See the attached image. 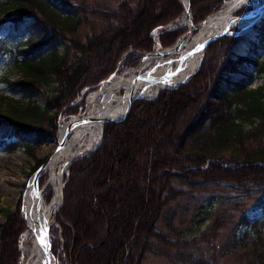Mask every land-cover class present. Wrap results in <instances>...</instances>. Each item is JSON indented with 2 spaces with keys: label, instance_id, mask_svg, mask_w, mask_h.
<instances>
[{
  "label": "trees",
  "instance_id": "1",
  "mask_svg": "<svg viewBox=\"0 0 264 264\" xmlns=\"http://www.w3.org/2000/svg\"><path fill=\"white\" fill-rule=\"evenodd\" d=\"M224 2L192 0L195 22ZM251 8L244 6L238 14ZM183 10L179 0H139L135 7L123 1L116 11L102 13L115 24L82 41L73 36L86 20L80 11L63 15L48 0H0V26L9 22L0 58L10 54L21 78L9 83L29 95L51 91L45 105L2 98L0 147H24L34 157L35 148L56 135L60 118L78 113L81 102H75L86 88L99 86L117 67L121 71L136 64L153 49L152 32ZM254 28L259 38L249 48L254 57L236 52L244 35L215 40L188 82L160 91L155 99H137L124 119L106 124L102 143L92 154L71 164L60 221L70 264H139L154 238L168 240L158 223L168 204L188 188L229 185L240 198L260 195L258 206L264 208V57L259 50L264 20ZM183 32L163 31L161 45L171 46ZM244 62L261 84L251 87L231 78ZM30 131L35 132L34 143L24 141ZM85 173L98 185L90 192L81 189L94 219L80 231V212L70 201ZM104 183L108 185L100 190ZM204 212L201 221L212 215L211 209ZM5 218L0 223V264H21L26 223L18 209H6ZM238 225L247 230L241 238H229L223 251L238 253L240 264H264V217L251 221L243 214ZM166 227L174 229L170 222ZM57 247L53 243L54 253ZM184 264L211 263L186 259Z\"/></svg>",
  "mask_w": 264,
  "mask_h": 264
},
{
  "label": "rangeland",
  "instance_id": "2",
  "mask_svg": "<svg viewBox=\"0 0 264 264\" xmlns=\"http://www.w3.org/2000/svg\"><path fill=\"white\" fill-rule=\"evenodd\" d=\"M55 9H57L63 15L76 16L78 11L80 15L86 18L79 26L78 30L73 34L74 37L85 41L89 35L99 32L101 29L107 28L110 25L115 24L114 20H106L102 16L104 11H116L120 3L125 1L131 4L133 7L137 5L139 0H48ZM67 5L63 3L67 2ZM180 4L184 8V0H179ZM230 1L238 2V7L236 11L240 8L241 4L245 0H225V2L218 8L213 10L205 19L194 23L199 26L203 21L215 11L219 10L222 6ZM262 0H249L247 3H251L256 6ZM235 15L238 14V12ZM191 12H192V0H191ZM186 15V17H184ZM193 16V13H192ZM185 18V19H184ZM194 19V16H193ZM264 20V18H263ZM261 20V21H263ZM189 21L188 16L185 12V8L180 14V16L171 21V26L175 27L178 25H185ZM260 21V22H261ZM259 22V23H260ZM168 23L167 25H169ZM165 25L164 27H166ZM183 34L175 41L170 48L174 46L179 40H181L184 33L187 31L188 27L184 26ZM9 22H5L0 26V40L8 37ZM166 30H159L160 35H153L154 46L151 51L162 50L160 47V36L161 33ZM244 39L236 46V52L244 55L247 58L254 57L253 53L249 51L250 46L253 43L259 42V38L256 36V30L251 27L250 30H245ZM131 33V31H130ZM195 35V34H194ZM27 37V36H26ZM221 38V37H219ZM217 38V39H219ZM216 39V40H217ZM214 42V41H213ZM18 43L11 45V47H16ZM241 45L245 46V50L242 49ZM259 50L263 53L264 57V38L259 44ZM241 47V48H240ZM148 51L141 56L136 64L133 66H128L123 70H115V76L112 79H117L119 77H128L130 71L138 69L143 57L151 52ZM244 51V52H243ZM178 56V53L175 57ZM252 68L247 63H242L239 67L237 73H232L231 78L233 80L242 79L247 85L255 87L262 83V79L253 78ZM137 75V73H136ZM193 76V75H192ZM18 72L15 70L13 65L12 57L10 54L0 58V108L5 109L4 103H2L3 97H11L15 99H20L22 102H27L29 100L36 101L41 105H45L47 101V94H50V90H38L35 93L29 95L22 92L19 87L13 86L11 82H18L19 78ZM107 79V78H106ZM105 79L99 86H92L91 89L85 91L83 95L80 96V110L78 113L74 114L72 118L77 117L76 115H84L88 109V99L89 96L96 90H98L105 82ZM111 80V79H110ZM190 80V79H189ZM109 81V80H108ZM182 85V84H181ZM180 86V85H179ZM178 86V87H179ZM176 87V88H178ZM226 87V86H225ZM175 88V89H176ZM232 88V87H231ZM167 90V89H164ZM163 91V90H161ZM123 93V92H122ZM153 95H149L148 98H152ZM137 98L134 100L133 105ZM132 105V107H133ZM131 107V109H132ZM130 109V111H131ZM129 111V113H130ZM128 113V114H129ZM68 116H62L60 118V124L56 135L47 138L41 145L35 148V156L33 157L29 154L24 147H18L14 150H6L4 146L0 147V223L5 221V212L8 210L18 209L21 211V216L23 215V204H24V192L26 191L30 180L33 178L34 173L37 169L45 164L53 156L55 149L58 147V134L61 126L64 123L70 121ZM110 123V122H109ZM108 123L103 124L102 135L105 131V126ZM103 136L101 137V142ZM25 142L34 143L35 142V132L30 131L26 133ZM99 145V146H100ZM98 146V147H99ZM92 152L86 154L89 156ZM83 156V155H82ZM84 157V156H83ZM77 158V157H76ZM81 158V156L79 157ZM77 158V159H79ZM75 159V158H74ZM71 162V164L74 162ZM76 160V159H75ZM71 164L68 162L60 163L57 170L62 167L63 175L60 184L63 185L68 181L69 167ZM225 165V163H223ZM229 165V164H227ZM102 171V168H101ZM45 176V178H44ZM86 173L83 174L78 179V185L75 183L76 194L70 201L72 208H78L80 212L79 230L84 231L87 222H92L94 216L93 207L89 206V200L87 196L82 195L81 189L92 190L98 184L96 183V178L92 177L88 179ZM86 177V178H85ZM44 179L43 184L40 185V181ZM82 182V183H81ZM93 183V184H92ZM95 183V184H94ZM177 183V182H173ZM108 184L104 183L100 190L105 189ZM39 189H41L42 197L44 202L49 203L54 196V186L50 181V171L45 170L39 179ZM232 187L229 185H212L207 191L200 190L199 188L194 190L191 188L186 189L187 193L171 201L166 207V212L163 214L161 220L158 223L159 229L164 233L165 237L168 239L164 241L160 238H154L151 242V248L146 250L143 258L139 264H184L186 259L191 260H202L211 264H240L238 253L223 251L227 245V240L232 238L234 235L241 238V234L247 230L245 226H239L238 221L243 216L247 214L251 221L255 218L264 217V208L258 206V202L261 199L260 195L254 194L253 198L245 199L240 198L237 193L233 192ZM49 193V198L46 195ZM63 201L61 208L57 211L55 215V222L50 226V232L52 237V242L56 243L57 251L55 252V258L58 264H70L68 256L66 255V250L63 247L64 235L62 230H64L62 221V206L65 201L64 197V187H63ZM74 192V191H73ZM241 200V201H240ZM264 201V198L262 199ZM203 204V208L199 209L198 206ZM169 211L167 212V210ZM211 209V217L209 219H201L206 215L204 211ZM204 210V211H203ZM73 211V209L71 210ZM23 218V216H22ZM24 220V219H23ZM197 221H201L200 223ZM25 222V221H24ZM170 222L174 229H168L166 223ZM26 223V222H25ZM197 223V224H196ZM26 231L24 232L21 239V249L23 256L21 257V264H27L30 260L34 236L29 225L26 223ZM170 241V242H169ZM63 247V248H62Z\"/></svg>",
  "mask_w": 264,
  "mask_h": 264
},
{
  "label": "bare ground",
  "instance_id": "3",
  "mask_svg": "<svg viewBox=\"0 0 264 264\" xmlns=\"http://www.w3.org/2000/svg\"><path fill=\"white\" fill-rule=\"evenodd\" d=\"M184 2L187 3L186 0ZM238 6V2L230 1L213 12L199 26L197 33L185 41L179 56L150 55L142 60L138 69L130 71L128 77H119L105 82L89 96L86 113L73 118L68 131L66 126H61L58 140L62 141L65 135L66 139L60 148L55 149L53 156L44 167V171H50V181L54 186L55 193L52 200L46 203L43 198L38 199V189L33 179L30 180L24 192L23 213L35 238L31 257L27 264H43L45 259V246L39 244L35 235L42 236L45 227H50L55 222V215L61 203L60 182L63 169L61 167L57 170L60 163H67L78 156L92 152L100 143L103 120L119 118L126 110L132 96L147 97L160 89L176 86L188 79L200 64L201 52L198 51L200 45L207 37L223 31L231 23ZM254 14L255 11L252 12L253 16L250 18L236 20L233 27L250 30ZM241 47L245 50L244 45ZM132 79L136 80L133 84L131 83ZM83 117H88L89 121L78 123L77 121ZM48 262L49 264H58L55 256H51Z\"/></svg>",
  "mask_w": 264,
  "mask_h": 264
},
{
  "label": "water",
  "instance_id": "4",
  "mask_svg": "<svg viewBox=\"0 0 264 264\" xmlns=\"http://www.w3.org/2000/svg\"><path fill=\"white\" fill-rule=\"evenodd\" d=\"M187 3L184 4V8H185V12L188 16V29L187 31L184 33V35L182 36L181 40H179L174 46L170 47V48H164L162 50H155V51H151L149 53H147L143 59L147 56H150V55H154V56H161V55H164V56H173V55H176L177 53H179L181 51V49L183 48L184 46V43L185 41H187L188 39H190L194 34L197 33L198 29H199V26L204 23L205 21H203L201 24H199V26H197L195 23H194V19H193V16H192V12H191V0H186ZM255 11V14H254V18L251 22V26H253L256 22L260 21L261 18L264 16V0L255 8V9H252L246 13H243L241 15H235L234 16V19L231 21V23H229L224 29L223 31H220V32H217V33H214L213 35L207 37V39L200 45L198 51L201 52V61H202V58H203V55H204V51L206 49V47L212 43L213 41H215L217 38L219 37H222L223 35H238V34H242L243 32L242 31H238V32H232L231 29L233 27V23L236 21V20H239V19H247V18H250L252 17V12ZM179 27V26H178ZM178 27H174V28H170V29H176ZM201 61H200V64H201ZM199 64V66H200ZM198 66V68H199ZM198 68L196 69V71L198 70ZM195 71V72H196ZM194 72V73H195ZM193 73V74H194ZM115 76V73L112 74L109 78L106 79V81L112 79L113 77ZM192 77V75L182 81L181 83H179L178 85L176 86H171V87H167L166 89H175L176 87H178L180 84H183L185 82H187L190 78ZM136 79V78H135ZM135 79H132L131 83L133 84L136 80ZM134 80V81H133ZM136 98H145V96H141V95H134L130 98V101H129V104L126 108V110L121 114V116L119 118H105L103 120V124L105 123H109V122H117V121H120L122 119H124L132 105H133V102ZM78 117V115H76ZM86 121H89V118L88 117H83L81 119H79L77 122L78 123H83V122H86ZM71 120L67 123H64V126H66L67 128V131L68 129L70 128L71 126ZM58 137H59V134H58ZM66 139V135L63 137V140L60 141L58 140V147L57 148H60L62 145H63V142L64 140ZM48 162V161H47ZM46 162V163H47ZM72 161H70L69 163L71 164ZM45 164L41 165L37 171L34 173L33 175V181L35 183V186L36 188L38 189V194H37V197L38 199H40L42 197V191L41 189H39V179L41 177V175L43 174L44 172V167H45ZM67 164V163H66ZM60 195H61V203H60V206L59 208L61 207L62 205V201H63V186L64 185H61L60 184ZM24 210V209H23ZM23 215V219L24 221L26 222V219H25V216H24V213H22ZM27 223V222H26ZM36 237V240L39 242V244L45 246V259L43 261V264H49L48 260H50V257L53 256V252H52V237H51V233H50V227L49 226H46L45 229H44V232H43V235L40 236V235H35ZM47 259V260H46Z\"/></svg>",
  "mask_w": 264,
  "mask_h": 264
}]
</instances>
